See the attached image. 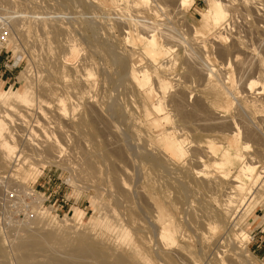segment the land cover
<instances>
[{
	"label": "rangeland",
	"instance_id": "374dc122",
	"mask_svg": "<svg viewBox=\"0 0 264 264\" xmlns=\"http://www.w3.org/2000/svg\"><path fill=\"white\" fill-rule=\"evenodd\" d=\"M114 1L0 0L12 30L10 68L0 70L16 77L7 84L0 79V86L10 92L30 86L33 97L31 108L21 106L30 114H24L23 126L14 121L17 103L11 111L1 106L7 110L2 115L13 117H7L2 137L16 150L7 160L0 152V264H242L241 255L264 264V187L248 182L240 194L246 207H231L227 200L239 163L231 174L213 164L228 147V119L242 132L237 148L250 145L248 162L264 171V0H176L173 6L162 0L164 10L156 0H143L141 10L137 0ZM218 12L225 20L209 26L207 18ZM136 16L173 27L175 40L165 42L168 55L159 52L146 61L145 28ZM130 55L149 70L154 85L158 74L170 82L163 96L170 115L164 126L184 138L187 150L174 162L155 152L151 162L141 159L150 134L140 91L126 75ZM215 88L232 94L225 101ZM183 90L193 113L188 120L172 102ZM47 138L61 148H49ZM136 142L139 148H133ZM200 169L208 179L219 173L216 179L224 182L201 176L206 188L196 174ZM207 205L228 208L229 223L224 213L201 225L200 209ZM162 233L169 238L161 239Z\"/></svg>",
	"mask_w": 264,
	"mask_h": 264
},
{
	"label": "bare ground",
	"instance_id": "6f19581e",
	"mask_svg": "<svg viewBox=\"0 0 264 264\" xmlns=\"http://www.w3.org/2000/svg\"><path fill=\"white\" fill-rule=\"evenodd\" d=\"M136 1V0H135ZM161 1V2H160ZM156 0V5H157V7L160 9V10H164V7H163V5H164V3H162V0ZM168 1H171V4L172 3H175V1L176 0H168ZM167 1V2H168ZM81 2V1H80ZM177 2V1H176ZM112 3H115V1L114 0H112ZM170 3V2H169ZM163 4V5H162ZM189 4V3H188ZM167 5V4H166ZM169 5V4H168ZM192 5V4H191ZM171 6V5H170ZM170 6H169V8H170ZM172 6H173V4H172ZM172 6H171V8H172ZM187 6V5H186ZM135 8H137L138 10H141V8H143V0H137V2L135 3ZM166 9V8H165ZM186 9V8H185ZM212 10V9H211ZM222 10V9H221ZM166 11V10H165ZM141 12V11H140ZM211 12V11H210ZM225 13H226V11H225ZM212 15V14H211ZM210 16V15H209ZM216 16V15H215ZM225 17H226V15L223 13V12H218L217 13V16L216 17H214L213 15L211 16V17H208L207 18V22H208V24H209V26H212V25H220V24H222L223 23V20H225ZM136 23L137 24H139V25H141V26H143L145 29H144V32H143V36H140V34L137 32V34H138V37H139V39L141 38V37H143V40H144V44L145 45H147V51H146V53H144L146 56H145V59H146V61H147V59L149 58L150 60H156V58H154L159 52L161 53V54H164V55H168L169 54V51H168V49H167V47H166V44H165V42H172V41H174L175 40V38H176V36H175V34H174V30H173V27L172 26H170L169 25V23H164V22H166V21H162V20H151L150 18H146V17H142V16H140L139 18L136 16ZM134 19V20H135ZM162 21V22H161ZM202 33V32H201ZM127 34L128 35H130V33L129 32H127ZM162 38H164V40H162ZM166 40V41H165ZM69 48V47H68ZM70 49L72 50V51H75L76 50V48H75V46L74 45H70ZM135 49V48H134ZM148 57V58H147ZM169 58V57H168ZM170 59V58H169ZM128 60H130L129 61V70L127 71V73H126V75L127 76H129L128 77V79H130L131 80V82L136 86V88L140 91V93H137V94H141V106H142V113H143V126H144V128H145V131L146 132H148L149 134H146L147 136L149 135V137L148 138H150V139H146L145 137H143V138H145L146 139V142H144V139H143V142L145 143V144H143V146L141 145V140H140V145H141V148H142V150H143V152H142V155H141V159H144L145 161H148V162H151L150 161V157H151V155H155L154 154V152L155 153H157L156 154V156L157 155H159L160 156V158H163V157H161V155H165V156H168V158L171 160V162H172V160H173V162L176 160V159H178V158H181V157H183L186 153H187V150H186V148H185V141H184V138H182V136L181 135H179V134H177L176 133V130L173 128V127H169V128H167V127H165L164 126V123H165V121L166 122H168L169 121V119H170V115L168 114V113H165L164 112V103L165 102H163V96L165 95V93L166 92H168L167 90H168V88H169V85H170V82L168 81V78L166 77V76H163V75H155V78H154V80H155V85L153 84V82H152V80H151V78L153 77L152 75H151V73L149 72V70L148 69H146L145 67H143V65L142 66H140L137 62L138 61H136L135 59H134V57L132 56V55H130V57H129V59ZM149 60V61H150ZM172 61V60H171ZM173 61H175V60H173ZM168 62H170V61H168ZM167 63V62H166ZM171 63V62H170ZM172 63H174V62H172ZM171 63V64H172ZM167 66L166 67H163V71L164 72H167L168 70H169V65H168V63L166 64ZM173 65V64H172ZM175 65V64H174ZM147 67V66H146ZM174 67V66H173ZM210 68V67H209ZM209 68H207V69H209ZM172 69V68H171ZM170 69V70H171ZM211 69H209L208 71L209 72H207V77H208V81L209 82H212V80H214V78H215V76L213 75V73H211V71H210ZM169 72V71H168ZM167 72V73H168ZM153 73V72H152ZM166 73V74H167ZM168 75V74H167ZM126 76V77H127ZM5 81V80H4ZM128 82V81H127ZM130 82V83H131ZM28 86V85H27ZM130 86V85H129ZM29 88H27V89H25L24 91H21V90H16V91H13V92H10V91H7L6 89H2V87L0 86V102H1V104H0V152H1V154H2V156H3V159L4 160H7L11 155H12V153H14L15 152V150H16V145L13 143V144H11L10 143V141L6 138V137H2L3 136V134L5 133V130L7 129V123H6V120L8 119L7 117L9 116V118L11 117L10 116V114L9 113H7V114H5L6 113V109L5 110H2V107L1 106H4V104H6L8 107H7V109H9L10 111L12 110V107L14 106V102L15 103H17L16 105L18 106V110H15L16 111V113H14V115L16 116V117H14V121L19 125V126H23V123H24V121H26V119L25 118H27L28 117V115H27V117H25V115L26 114H29V113H26V112H28L27 110H25V109H23L21 106H25V107H30L31 108V106H32V103H33V97H31V87L30 86H28ZM136 88H131V89H136ZM130 89V91H132ZM128 90V89H127ZM215 90H216V92H218V94L220 95V97H224V99H225V101H227L228 100V97H230L231 96V94L232 93H230V90H225V91H222V90H219V89H216L215 88ZM129 91V92H130ZM136 92V91H135ZM167 94V93H166ZM187 92H186V90H183V92H180L178 95H176L174 98H173V100H172V102H173V105H174V107L176 108V110H177V112H178V114L183 118V119H189V118H192L191 116H192V112L191 111H188L187 109H186V107H187V104H186V102H187ZM137 97V96H136ZM109 99V98H108ZM116 99V98H115ZM120 99V98H119ZM122 100V99H121ZM138 100V99H137ZM120 102H122V101H120ZM132 102V101H131ZM137 103H139V101L137 102ZM117 104H118V102H117ZM34 105V104H33ZM6 107V106H5ZM141 109V108H140ZM22 111H24V113H22ZM2 112H5L3 115H2ZM138 112V111H137ZM26 113V114H25ZM25 114V115H24ZM30 115V114H29ZM141 115V114H140ZM12 119H13V117H11ZM228 121V123H229V128H228V133H226L225 134V137H226V139H227V144H228V147H226V149L225 150H223V152H221V157H220V159L218 160L217 158H216V156L214 157V158H216L217 160H215L214 162H213V164L214 165H216V167L217 168H221V169H223V170H226V174H229L230 172H232L231 171V167H234L236 164H238L239 163V166H238V170H237V174H235L234 175V177H233V180H232V182H234L233 184H232V190H231V192L230 193H233V194H229V195H231V197L227 200V202L229 203L228 205L229 206H231V204L233 205V203H234V205H236V203H238V206H242V205H246V203H248V202H246L245 201V199L243 198V197H241L240 196V194L243 192V191H245V190H247V187H246V185H247V183L248 182H250V183H252V185H254V184H256V186H257V184L258 183H260L261 185V187H264V176H263V178L261 177V175L259 174L260 172L262 173V172H264V171H260L259 173H258V168L259 167H257V165H253V164H251V163H249L248 161H250V160H248V158L250 157L248 154V152L247 151H249V148H250V145H245V143H242L243 144V147L241 148V149H238L237 147H238V145L240 144H238V140L241 138V129H240V127H239V125L238 124H236V122L235 121H232V120H228V119H225V121ZM25 123H27V122H25ZM97 124V123H96ZM98 126H100V125H98ZM95 127H97V126H95ZM97 129V128H96ZM23 133H24V131H25V129H22L21 130ZM144 131V132H145ZM143 132V133H144ZM31 135H32V130H31ZM31 135H30V137H31ZM143 135V134H142ZM145 135V134H144ZM145 135V136H146ZM217 136H218V134H216ZM216 135H215V137H216ZM11 137H12V139L14 140V136H12L11 135ZM30 137H28V139L30 140ZM134 138V137H133ZM217 138V137H216ZM216 138H215V140H216ZM220 138V136L218 137V139ZM221 139V138H220ZM223 139V138H222ZM242 140V139H241ZM130 141H132V140H130ZM130 141H129V143H130ZM46 142L48 143L47 145H49V148H58V145H59V141L58 140H53V141H50L48 138L46 139ZM128 142V141H127ZM138 142V141H137ZM136 142V143H137ZM213 142V141H212ZM218 142V141H217ZM226 142V141H225ZM241 142V141H240ZM136 143H131L133 146V148H135V146H136V148H139L138 147V143H137V145H136ZM214 143H216L215 141H214ZM213 143V144H214ZM220 143V142H219ZM223 143V142H222ZM222 143H220V144H222ZM131 144H129V145H131ZM218 144V143H217ZM127 147H128V145H126ZM61 148V145H59V149ZM126 148V147H125ZM124 148V149H125ZM225 148V147H224ZM235 148H237V151H235V152H233V149H235ZM128 149V148H127ZM220 149H221V147H220ZM126 151H128V150H126ZM211 151V150H210ZM58 152H60V150H58ZM61 153V152H60ZM216 153V152H215ZM246 153V154H245ZM213 154V153H212ZM263 155V154H262ZM59 156V155H58ZM57 155H56V157H58ZM260 156V155H259ZM264 156V155H263ZM264 158V157H263ZM251 159H252V157H251ZM56 162V161H55ZM211 162V161H210ZM150 164V163H149ZM212 164V163H211ZM150 166V165H149ZM263 166H264V164H263ZM263 166H261V167H263ZM214 167V166H213ZM237 167V166H236ZM158 168V167H157ZM214 169V168H213ZM264 169V168H263ZM206 169H200L198 172H196V174H197V176L198 177H201V176H204L205 175V171ZM215 170V169H214ZM218 170V169H217ZM262 170V169H261ZM167 171H172V170H166V172ZM174 171V170H173ZM170 172L171 174L172 173H174V175L176 176V174H175V172ZM216 171V170H215ZM221 172V171H220ZM170 173H168V174H170ZM207 173V172H206ZM224 174H225V172H223ZM223 173H220V174H223ZM166 174V173H165ZM167 174V175H168ZM214 174V173H213ZM219 174V173H218ZM217 174V175H218ZM231 174V173H230ZM207 175V174H206ZM206 175L204 176V177H206ZM211 175V174H210ZM209 175V176H210ZM216 175V177L218 178V176ZM153 176V175H152ZM163 176H165L166 177V175H164V173H163ZM163 176H162V182H163V179L165 178H163ZM169 176V175H168ZM212 176V175H211ZM214 177H215V175H213ZM225 176L226 175H224L223 177L224 178H222V179H224L225 180ZM230 176V175H229ZM169 177H171V176H169ZM173 177V176H172ZM171 177V180H173L175 177H173L172 178ZM204 177H201L200 179H202V181L204 182V181H207L206 180V178L208 177V175H207V177L206 178H204ZM216 177H215V179L212 177V178H210V179H214L215 180V182H216V180H221V179H216ZM155 178V177H154ZM177 178V177H176ZM175 178V179H176ZM205 180H204V179ZM150 179H153V178H150ZM174 179V181H176V180H178V179H176L175 180ZM196 179H197V177H196ZM199 179V180H200ZM208 179V178H207ZM210 179H208L209 181H210ZM226 179H227V177H226ZM154 180V179H153ZM156 180V179H155ZM154 180V181H155ZM170 180V181H171ZM180 180V179H179ZM211 180V181H212ZM151 181V180H150ZM196 181V180H195ZM201 181V182H202ZM210 181V182H211ZM231 181V180H230ZM165 182V181H164ZM168 182H169V180H168ZM181 181H179V183H180ZM191 182H192V180H191ZM194 182V181H193ZM200 183V181H198L197 180V183ZM208 182V181H207ZM215 182H213V183H215ZM217 182H219V181H217ZM221 182H224V181H222L221 180ZM221 182H220V184L219 183H215L216 185H217V187H219L218 186V184L219 185H221ZM226 182V181H225ZM172 183V182H171ZM170 182H169V184H170V186L171 185H173L174 183H172L171 184ZM182 183V182H181ZM197 183H195L194 182V185L197 187ZM213 183H212V185H213ZM163 184V183H162ZM166 184H167V179H166ZM169 184H167V185H169ZM204 184H206V188H207V183L206 182H204ZM164 185V184H163ZM200 186L201 185H203V184H199ZM198 185V186H199ZM223 186H224V183L222 184ZM175 186V184L172 186V187H174ZM184 186H185V184H184ZM200 186H199V188H200ZM209 186V185H208ZM214 187H211V185H210V187L211 188H215L216 186L215 185H213ZM229 186V185H228ZM164 187V186H163ZM176 187V186H175ZM186 187H187V185H186ZM222 187V186H221ZM224 187H226V186H224ZM253 187H255V186H253ZM252 187V188H253ZM260 187V188H261ZM166 188V187H165ZM164 188V189H165ZM188 188V187H187ZM201 188H203V187H201ZM205 188V190H207ZM260 189L259 188V186L258 187H256V189ZM167 189V188H166ZM168 189H169V187H168ZM175 189V188H174ZM197 189V188H196ZM195 189V190H196ZM216 189V188H215ZM215 189H213V190H215ZM220 189V188H219ZM223 189V188H222ZM225 189V188H224ZM230 189V187L228 188V190ZM250 189V188H249ZM256 189H255V191H256ZM257 189V190H258ZM199 190V189H198ZM201 190V189H200ZM204 190V189H203ZM210 191H211V189H209ZM209 190H207L208 192H209ZM212 190V191H213ZM217 190H218V188H217ZM217 190H216V192H217ZM227 190V189H226ZM254 190V189H253ZM262 190V189H261ZM171 191V190H170ZM169 191V192H170ZM174 191V190H173ZM176 191V190H175ZM197 191V190H196ZM195 191V192H196ZM230 191V190H229ZM250 191H251V189H250ZM259 191V190H258ZM257 191V192H258ZM200 192V191H199ZM208 192H206V193H208ZM215 192V191H214ZM214 192H212V193H214ZM256 192V193H257ZM218 193H220V191H218ZM217 193V194H218ZM253 193V192H252ZM252 193H250V194H252ZM180 194V193H179ZM191 194V193H190ZM211 194V193H210ZM235 194V195H234ZM245 194H248V193H245ZM206 195V194H205ZM211 195H213V194H211ZM210 195V196H211ZM214 195H215V193H214ZM219 195V194H218ZM252 195H254V193L252 194ZM251 195V196H252ZM257 195V194H256ZM180 196V195H179ZM206 196H208V195H206ZM215 196H217V195H215ZM181 197V196H180ZM179 197V198H180ZM185 197V196H184ZM196 197H199V196H196L195 195V199H197ZM223 197V196H222ZM255 197V196H254ZM257 197V196H256ZM191 198V197H190ZM208 198V197H207ZM211 198H213V197H211ZM210 198V199H211ZM248 198V197H247ZM181 200L183 199V198H180ZM184 199H186V198H184ZM192 199V198H191ZM200 199H203L204 200V198H200ZM199 199V200H200ZM224 199V198H223ZM251 199V198H250ZM189 201H190V199H188ZM202 200V201H203ZM212 200V199H211ZM183 201V200H182ZM185 201V200H184ZM186 201H187V199H186ZM192 201V200H191ZM197 201V200H196ZM201 201V202H202ZM209 201V200H208ZM213 201H214V199H213ZM204 202H205V200H204ZM215 202V201H214ZM224 202V201H223ZM226 202V203H227ZM236 202V203H235ZM186 203V202H185ZM189 203V202H188ZM187 203V204H188ZM195 203H198V202H195ZM186 204V205H187ZM190 204V203H189ZM193 204V203H192ZM192 204H191V206H192ZM199 204V203H198ZM203 204H205V203H203ZM203 204L201 205V206H203ZM210 204H212L211 202H210ZM209 203H208V205H210ZM240 204V205H239ZM208 205H207V209H208ZM213 205V204H212ZM220 205V204H219ZM200 206V207H201ZM206 206V205H205ZM193 207V206H192ZM198 207V206H197ZM196 206H195V208H197ZM199 207V208H200ZM214 207V206H213ZM224 207H225V205H224ZM232 207V206H231ZM246 207V206H245ZM194 208V207H193ZM195 208L194 209H192V210H194V211H196L195 210ZM198 208V209H199ZM203 208H205V207H203ZM200 209L201 210V212L202 213H199V216L201 217V218H199V220L201 219V225H202V222H203V224L205 225H203L204 227H206V223H208V222H210L211 223V220L213 219V218H215L217 215L219 216V215H222V216H224L223 214L224 213H226V212H224V210L225 209H228V208H223V209H220V210H214V209H208V212H207V209H206V211H204V209ZM215 208V207H214ZM217 208V207H216ZM185 209H187L186 207H185ZM188 209H189V207H188ZM237 209V208H236ZM190 211H192L191 210V207H190V209H189ZM188 210V211H189ZM200 210H199V212H200ZM231 211L233 210L232 208L230 209ZM229 210V211H230ZM198 211V210H197ZM226 211V210H225ZM241 211V209H238L237 210V212H240ZM243 211V210H242ZM241 211V212H242ZM236 211L234 210V213H235ZM189 213V215H190V212H188ZM195 213V212H194ZM198 213V212H197ZM197 213H196V215H197ZM228 213V212H227ZM227 213H226V215H225V219L227 218L226 216H228L229 215V213H228V215H227ZM231 213V212H230ZM233 213V212H232ZM234 213H233V215H234ZM242 215H243V213H242ZM221 216V217H222ZM247 216V215H246ZM189 217V216H188ZM191 217V216H190ZM235 217V216H234ZM263 217V216H262ZM261 217V218H262ZM197 218V219H198ZM218 218H220V217H218ZM236 218V217H235ZM196 219V220H197ZM221 219H224V218H220L219 220L221 221ZM231 219V218H230ZM230 219H229V217L226 219V224H228L229 222L228 221H230ZM192 220H194V219H192ZM262 220H264L263 218H262ZM217 221V220H216ZM215 221V222H216ZM223 221V220H222ZM224 222H225V220H224ZM198 224V223H197ZM220 224H221V222H220ZM225 224V223H224ZM226 224H225V226L224 227H226ZM260 224V223H259ZM198 225H200V224H198ZM235 225H236V223H235ZM222 226H223V223H222ZM229 226H230V224H229ZM224 227H222V229L224 228ZM227 227H228V225H227ZM200 228V227H199ZM202 228V227H201ZM230 228V227H229ZM203 229V228H202ZM226 229V228H225ZM215 233V232H214ZM220 234V233H219ZM235 236H236V234H235ZM234 236V237H235ZM165 238H169V236L167 235V234H165V233H162L161 234V239H163V240H165ZM236 239V238H235ZM219 240V239H218ZM217 240V241H218ZM217 243V242H216ZM219 243V242H218ZM23 244V243H22ZM19 245V247H21L22 248V246H23V249L25 248V250H26V246L27 245ZM25 244V243H24ZM28 247V246H27ZM20 249V248H19ZM22 249V250H23ZM28 249V248H27ZM239 261H240V263H242V264H252V262L250 261V259H248L247 257H245V256H243V255H241L240 256V259H239Z\"/></svg>",
	"mask_w": 264,
	"mask_h": 264
},
{
	"label": "built area",
	"instance_id": "2783aa9c",
	"mask_svg": "<svg viewBox=\"0 0 264 264\" xmlns=\"http://www.w3.org/2000/svg\"><path fill=\"white\" fill-rule=\"evenodd\" d=\"M12 37V30L10 25L9 18L0 13V57L5 55V59L8 60L9 58V51H8V45L10 44V40ZM5 67H8L7 62L5 63ZM13 68L9 69L12 70ZM15 193H10L9 200L14 201L16 199Z\"/></svg>",
	"mask_w": 264,
	"mask_h": 264
},
{
	"label": "crops",
	"instance_id": "0c3cea01",
	"mask_svg": "<svg viewBox=\"0 0 264 264\" xmlns=\"http://www.w3.org/2000/svg\"><path fill=\"white\" fill-rule=\"evenodd\" d=\"M7 62V60L5 59V55H3L2 57H0V68L2 66L5 67V63ZM14 78H16L15 76H13V73L8 71V69H5V70H0V79L1 80H5V84H7L8 82H10L11 80H13ZM262 232H264V230H262ZM258 248H260V246L258 245L257 248L255 249V251L258 250ZM260 255L262 257H264V249H261L260 251Z\"/></svg>",
	"mask_w": 264,
	"mask_h": 264
}]
</instances>
